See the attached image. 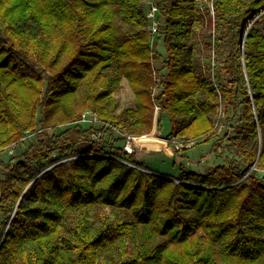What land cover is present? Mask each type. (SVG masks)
Segmentation results:
<instances>
[{
    "label": "trees",
    "instance_id": "16d2710c",
    "mask_svg": "<svg viewBox=\"0 0 264 264\" xmlns=\"http://www.w3.org/2000/svg\"><path fill=\"white\" fill-rule=\"evenodd\" d=\"M212 3L213 20L194 0H158L152 43L141 0H0V264H264V0ZM205 16L221 59L198 67L185 51ZM123 78L134 104L117 111ZM154 103L186 142L222 109L241 161L148 168L123 144L151 131ZM86 110L100 135L118 132L111 149Z\"/></svg>",
    "mask_w": 264,
    "mask_h": 264
},
{
    "label": "rangeland",
    "instance_id": "374dc122",
    "mask_svg": "<svg viewBox=\"0 0 264 264\" xmlns=\"http://www.w3.org/2000/svg\"><path fill=\"white\" fill-rule=\"evenodd\" d=\"M205 6V4H204ZM204 11H206L204 9ZM204 21L205 27L201 22L194 23L191 28L195 29V35L193 38L187 39V44L189 45L194 41V47L191 53L186 50L185 56L190 59L191 63L200 67L207 61V56H213V50L208 48L205 43V37L214 32L213 25L208 22V19L205 18ZM207 26L209 28H207ZM158 50L161 53H164L163 45L158 47ZM212 58V57H211ZM215 62H219L221 56L215 54L212 58ZM155 66H158L159 63L154 61ZM114 96L118 100L117 111L133 106L134 104V93L127 81L126 78L121 80L120 86L114 93ZM222 109H218L212 113L213 123H214V132L209 136H205L199 141H188L180 135L178 136H169V133L172 128H179V124L173 123L170 121V117L167 114H160L157 112L154 116L153 126L150 132L147 133V139L134 140L137 144L135 149L136 158L144 162V164L157 172L176 176L179 173L180 169L194 172H205L208 169L212 168L216 164L228 163L230 160L241 161V156L238 151L233 147L227 145V140L225 133L228 131L229 122L222 121L218 124L217 117L222 116ZM85 126L87 124H97L94 128L96 132L92 134V138H98L101 136L103 145L106 150L111 149L113 144V138L118 135L116 131L112 136L108 132H103L100 135L99 122L91 120V117L86 115V119L82 121ZM66 125L58 126L54 129H49L50 132H58L64 129ZM33 135L29 134L24 140L16 145H12L6 148L2 152V157L4 160L9 158L18 157L19 154L27 147L29 143L33 141ZM181 144L180 148L177 149L174 145ZM123 144V141H120L114 146H120ZM187 145V146H186ZM189 145V147H188ZM125 143L123 144V147ZM3 172V168L0 167V174ZM259 175L262 174V171H256Z\"/></svg>",
    "mask_w": 264,
    "mask_h": 264
},
{
    "label": "built area",
    "instance_id": "2783aa9c",
    "mask_svg": "<svg viewBox=\"0 0 264 264\" xmlns=\"http://www.w3.org/2000/svg\"><path fill=\"white\" fill-rule=\"evenodd\" d=\"M194 2L196 3V5H198L201 9L206 7L210 16L214 17V9H213V3L212 0H194ZM141 4L144 8V13H145V17H146V28L147 31L150 34V40L153 43L156 35L159 33L160 30V26L163 25V21L162 19H160L159 17V13H158V0H141ZM205 4V6H204ZM155 81H157V77L154 78ZM157 88L156 86H152V95L155 94ZM159 111V106L154 103V114H156ZM86 115L91 117L92 121L97 122L99 119L97 118V116L92 113L89 110H86L82 113V117H81V121H84L86 119ZM31 134L30 132L27 133V136ZM147 139L148 135L147 133L141 134L139 136H127V139L125 140V146L123 147V149L126 152H132L133 150V145H134V140L136 139ZM177 149L180 148L181 144H175L174 145ZM187 146V145H186ZM189 147V145H188Z\"/></svg>",
    "mask_w": 264,
    "mask_h": 264
},
{
    "label": "water",
    "instance_id": "95a60500",
    "mask_svg": "<svg viewBox=\"0 0 264 264\" xmlns=\"http://www.w3.org/2000/svg\"><path fill=\"white\" fill-rule=\"evenodd\" d=\"M242 51H243V43H241V53ZM252 168H253V165L249 167V170L246 173H248Z\"/></svg>",
    "mask_w": 264,
    "mask_h": 264
}]
</instances>
